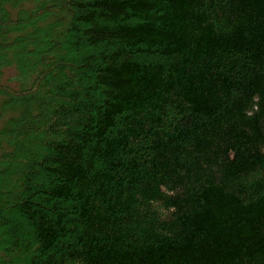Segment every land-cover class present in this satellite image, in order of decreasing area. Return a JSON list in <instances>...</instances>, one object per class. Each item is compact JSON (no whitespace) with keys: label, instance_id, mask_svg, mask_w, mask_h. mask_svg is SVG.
<instances>
[{"label":"trees","instance_id":"1","mask_svg":"<svg viewBox=\"0 0 264 264\" xmlns=\"http://www.w3.org/2000/svg\"><path fill=\"white\" fill-rule=\"evenodd\" d=\"M0 264H264V0H0Z\"/></svg>","mask_w":264,"mask_h":264}]
</instances>
